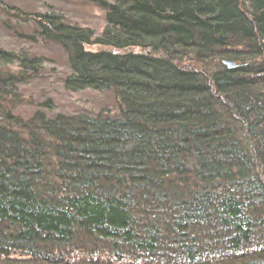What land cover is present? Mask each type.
I'll return each mask as SVG.
<instances>
[{
	"label": "trees",
	"instance_id": "obj_1",
	"mask_svg": "<svg viewBox=\"0 0 264 264\" xmlns=\"http://www.w3.org/2000/svg\"><path fill=\"white\" fill-rule=\"evenodd\" d=\"M87 1L101 26L0 6L112 96L24 115L45 57L0 46V264H264V0Z\"/></svg>",
	"mask_w": 264,
	"mask_h": 264
},
{
	"label": "rangeland",
	"instance_id": "obj_2",
	"mask_svg": "<svg viewBox=\"0 0 264 264\" xmlns=\"http://www.w3.org/2000/svg\"><path fill=\"white\" fill-rule=\"evenodd\" d=\"M13 6L30 13H43L56 11L62 13L70 21H78L80 24H88L89 26H101L102 11L91 6L87 0H0V6ZM10 25L5 27L4 23ZM35 28L34 23L24 25L6 15L0 8V46L16 48L33 47L27 42L15 38L13 30L17 29L23 32H30ZM34 51L41 53L45 57V64L39 73V78L29 85L22 87V92L27 99L31 100V104L23 105L20 113L29 115L36 110L35 104L41 102L46 97H52L58 104V109L74 110L76 108H85L96 111L102 105H111L112 96L109 93L95 92L90 89L85 91H77L75 93L68 92L61 84V78L68 74L66 57L63 52L53 48L38 45L33 47Z\"/></svg>",
	"mask_w": 264,
	"mask_h": 264
},
{
	"label": "water",
	"instance_id": "obj_3",
	"mask_svg": "<svg viewBox=\"0 0 264 264\" xmlns=\"http://www.w3.org/2000/svg\"><path fill=\"white\" fill-rule=\"evenodd\" d=\"M224 63H225L226 66L235 67V64H234L233 61L227 60V61H224Z\"/></svg>",
	"mask_w": 264,
	"mask_h": 264
},
{
	"label": "bare ground",
	"instance_id": "obj_4",
	"mask_svg": "<svg viewBox=\"0 0 264 264\" xmlns=\"http://www.w3.org/2000/svg\"><path fill=\"white\" fill-rule=\"evenodd\" d=\"M235 64V63H234Z\"/></svg>",
	"mask_w": 264,
	"mask_h": 264
}]
</instances>
